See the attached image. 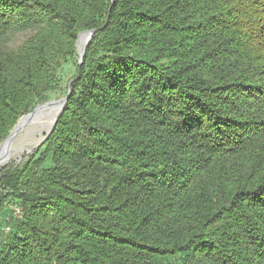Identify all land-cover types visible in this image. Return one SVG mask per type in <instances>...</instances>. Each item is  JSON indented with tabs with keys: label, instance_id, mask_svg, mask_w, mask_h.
I'll return each mask as SVG.
<instances>
[{
	"label": "trees",
	"instance_id": "obj_1",
	"mask_svg": "<svg viewBox=\"0 0 264 264\" xmlns=\"http://www.w3.org/2000/svg\"><path fill=\"white\" fill-rule=\"evenodd\" d=\"M73 63L0 264H264V0H0V146Z\"/></svg>",
	"mask_w": 264,
	"mask_h": 264
},
{
	"label": "rangeland",
	"instance_id": "obj_2",
	"mask_svg": "<svg viewBox=\"0 0 264 264\" xmlns=\"http://www.w3.org/2000/svg\"><path fill=\"white\" fill-rule=\"evenodd\" d=\"M29 35L30 33L16 34L12 37L10 43L13 47H17L21 45L27 39ZM85 39L86 37H82L81 39L82 45L84 44ZM77 50L79 54L78 42H77ZM79 62H80V55H79ZM74 73H75L74 63L69 64L64 68L63 76L60 80L61 90H59L56 94L52 95V101H58L59 100L58 98L61 95H66L68 92L70 93V90L72 91V84L69 81L74 76ZM60 100H62V98ZM56 110H57V107H54L48 110L46 116L43 118V120L40 123L27 126L24 129V131L21 132L14 139V142H13L14 149H19V150L22 149V150L12 160L9 161L8 165L19 164L26 156L31 155L37 148H39V146L47 139V136L49 135V132L52 128L53 119L57 114ZM47 166H50V163L47 164ZM15 206L17 205L8 201L5 205V209L0 213V251L3 247V244L7 241V238L9 237L11 233L10 231L14 229V223L16 222L17 219L20 218V217L16 218L14 215L13 207ZM8 227H10L9 232H7L6 230Z\"/></svg>",
	"mask_w": 264,
	"mask_h": 264
},
{
	"label": "water",
	"instance_id": "obj_3",
	"mask_svg": "<svg viewBox=\"0 0 264 264\" xmlns=\"http://www.w3.org/2000/svg\"><path fill=\"white\" fill-rule=\"evenodd\" d=\"M96 31H87V32H84L82 33L80 36H79V40H78V45L80 44V41H81V38L83 36L86 37V42H85V45L84 47L81 49L79 47V55H80V64L83 63V59L86 55V52H87V48L94 36ZM70 95H71V90H70V93L69 95L65 98V99H62V100H58V101H51V102H47L43 105H40L38 107L35 108V110L33 112H31L30 114L22 117L20 119V121L18 122V124L14 127L13 131L11 132V134L6 138V140L2 143V145L0 146V153L4 150V149H7L11 143L13 142V140L21 133L24 131V129L29 126L31 123H32V120L36 117V115L38 114V112L40 110H43L45 108H48V107H57V114L56 116L54 117L53 119V122H52V128L49 132V135L47 136V138L50 136V134L54 131L58 121H59V118L60 116L62 115L64 109H65V106L70 98ZM9 164V162L5 161L3 162L1 165H0V171L2 169H4L7 165Z\"/></svg>",
	"mask_w": 264,
	"mask_h": 264
},
{
	"label": "bare ground",
	"instance_id": "obj_4",
	"mask_svg": "<svg viewBox=\"0 0 264 264\" xmlns=\"http://www.w3.org/2000/svg\"><path fill=\"white\" fill-rule=\"evenodd\" d=\"M85 42H86V39H85ZM85 42H84L83 45L80 43L81 49L84 47ZM52 108H54V107H48V108H45V109H43V110H40V111L38 112V114L36 115V117L32 120V123H31L29 126H31V125H35V124H37V123H40V122L43 120V118L46 116L47 111L50 110V109H52ZM13 142H14V140H13ZM13 142L11 143V145H10L7 149L3 150V151L0 153V165H1L3 162H5V161L9 162V161L12 160V159H13V158H14L19 152H21L22 149H21V150H19V149H14V147H13ZM22 153H23V152H22ZM19 219H21V218H19Z\"/></svg>",
	"mask_w": 264,
	"mask_h": 264
},
{
	"label": "built area",
	"instance_id": "obj_5",
	"mask_svg": "<svg viewBox=\"0 0 264 264\" xmlns=\"http://www.w3.org/2000/svg\"><path fill=\"white\" fill-rule=\"evenodd\" d=\"M13 212H14V215H15L16 218L21 217L22 210H21V208L19 206L13 207ZM6 230H7V232H9L10 231V227H8Z\"/></svg>",
	"mask_w": 264,
	"mask_h": 264
}]
</instances>
